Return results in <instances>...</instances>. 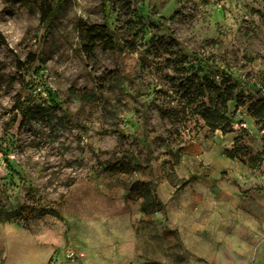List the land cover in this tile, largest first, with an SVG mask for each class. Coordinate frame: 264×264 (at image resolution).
<instances>
[{
	"label": "rangeland",
	"instance_id": "1",
	"mask_svg": "<svg viewBox=\"0 0 264 264\" xmlns=\"http://www.w3.org/2000/svg\"><path fill=\"white\" fill-rule=\"evenodd\" d=\"M0 30V264H264V0H0ZM204 76L227 134L161 115Z\"/></svg>",
	"mask_w": 264,
	"mask_h": 264
},
{
	"label": "trees",
	"instance_id": "2",
	"mask_svg": "<svg viewBox=\"0 0 264 264\" xmlns=\"http://www.w3.org/2000/svg\"><path fill=\"white\" fill-rule=\"evenodd\" d=\"M63 1V0H62ZM41 24L49 29L53 17L56 13V7L53 4L42 3L41 7ZM84 41V49L88 54L93 53L98 44L103 45L106 49L117 51L119 43L115 38V34L111 28L106 25H91L82 33ZM0 43L8 46L6 37L0 30ZM35 54H29L26 62H19V67H24L26 63H33L36 60ZM180 85L184 86L180 88ZM179 91H181L182 100L178 102V106L160 109L161 115L170 123L182 121L184 118L199 117L205 126L211 131L221 130L223 134H227L233 130V120L229 116V102L232 100L234 86L227 80L223 79L218 82L216 76H204L203 78L188 77L185 82L181 81ZM239 141L235 139V144ZM230 157H236L235 152H230ZM153 202L157 198L156 193H152ZM161 206L162 204L158 202ZM155 210L148 211L149 213ZM4 208L0 207V217L5 214ZM46 209L39 210V215H45ZM55 213L62 218L59 210Z\"/></svg>",
	"mask_w": 264,
	"mask_h": 264
},
{
	"label": "built area",
	"instance_id": "3",
	"mask_svg": "<svg viewBox=\"0 0 264 264\" xmlns=\"http://www.w3.org/2000/svg\"><path fill=\"white\" fill-rule=\"evenodd\" d=\"M75 255H78V253L74 252V251H71L70 252V256L74 257ZM80 255H83V253H80Z\"/></svg>",
	"mask_w": 264,
	"mask_h": 264
}]
</instances>
